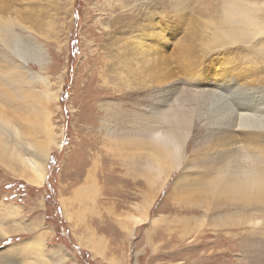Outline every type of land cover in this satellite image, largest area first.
Masks as SVG:
<instances>
[{"label": "rangeland", "instance_id": "374dc122", "mask_svg": "<svg viewBox=\"0 0 264 264\" xmlns=\"http://www.w3.org/2000/svg\"><path fill=\"white\" fill-rule=\"evenodd\" d=\"M245 111L264 115V0H0V124L52 143L42 186L0 162V229H19L0 264H264ZM177 120L172 163L154 161ZM233 166L253 184L218 180Z\"/></svg>", "mask_w": 264, "mask_h": 264}, {"label": "bare ground", "instance_id": "6f19581e", "mask_svg": "<svg viewBox=\"0 0 264 264\" xmlns=\"http://www.w3.org/2000/svg\"><path fill=\"white\" fill-rule=\"evenodd\" d=\"M23 57V56H22ZM26 59V58H25ZM208 98L207 101L209 103V109L206 111L212 112L213 114L219 113L220 115L226 117L225 115H229V107L224 94H218L214 92H207ZM233 95V94H231ZM191 100V99H190ZM189 100V101H190ZM231 104V103H230ZM182 107V105L180 104ZM239 106V104H238ZM231 107V106H230ZM245 107V106H242ZM229 108V109H228ZM173 109H180L179 107ZM207 109V108H206ZM177 111V110H175ZM201 111V110H200ZM225 111V112H224ZM177 113V112H176ZM175 113V114H176ZM178 114V113H177ZM180 115V114H178ZM234 115V113L232 114ZM176 116V115H175ZM174 116V118H175ZM183 116L182 114L180 117ZM204 116V115H203ZM231 116V115H230ZM235 127L239 130H259L264 132V115L254 114L252 112H235ZM177 117V116H176ZM171 120V119H170ZM178 121V120H177ZM172 122V121H171ZM181 122H173L172 126L174 129L166 131L164 133H158L155 137L158 140V135L161 138L159 143H157L158 148H154L152 154V159L154 161H161L162 163L164 160H170L169 163H172V159L174 158V150H177L178 142H176L175 137L177 136V129L181 125ZM171 127V126H170ZM262 139V138H261ZM0 162H2L7 168L13 171L14 175L24 179L26 182L35 185V186H42L46 179L48 173V160L50 157V151L52 148V143H44L43 145L36 146L34 144L26 143L21 140L20 135L16 131V129H11L7 125L0 124ZM236 149L240 150V145H235ZM152 151V150H151ZM173 157V158H172ZM172 158V159H171ZM168 163V164H169ZM167 164V165H168ZM178 166L175 164H171L168 168V172L166 173L169 175L172 171L177 170ZM217 168V167H216ZM233 171L223 172L222 176L218 179L221 181L227 180L232 185H235L233 190H238L240 183H245L247 185H252L254 182V177H250L246 175L244 177L240 176V168L237 166L232 167ZM220 170V169H219ZM246 169L243 168L242 171ZM241 171V173H242ZM222 173V171H219ZM252 172V171H251ZM246 173V172H245ZM249 173V172H248ZM221 175V174H219ZM225 176L226 179H225ZM167 178V177H166ZM243 179V181H242ZM256 182V181H255ZM155 187V186H154ZM152 188V187H151ZM226 190V189H225ZM150 204V200L145 203L144 208L147 210V206ZM148 212V211H147ZM4 213L0 214V219H6ZM145 216H137L135 220L140 222L145 218ZM3 219V220H4ZM4 223V222H3ZM19 229L17 228H1L0 229V236H8L13 233H17ZM131 235H134V229L131 231Z\"/></svg>", "mask_w": 264, "mask_h": 264}, {"label": "crops", "instance_id": "0c3cea01", "mask_svg": "<svg viewBox=\"0 0 264 264\" xmlns=\"http://www.w3.org/2000/svg\"><path fill=\"white\" fill-rule=\"evenodd\" d=\"M90 264V263H89ZM94 264V263H93Z\"/></svg>", "mask_w": 264, "mask_h": 264}]
</instances>
